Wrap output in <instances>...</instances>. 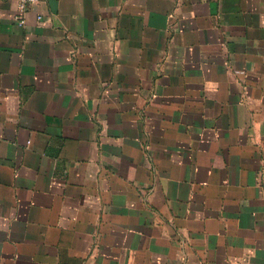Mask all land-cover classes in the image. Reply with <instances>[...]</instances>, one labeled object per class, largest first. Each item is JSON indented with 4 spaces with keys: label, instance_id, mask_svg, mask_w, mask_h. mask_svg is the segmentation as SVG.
I'll use <instances>...</instances> for the list:
<instances>
[{
    "label": "crops",
    "instance_id": "crops-1",
    "mask_svg": "<svg viewBox=\"0 0 264 264\" xmlns=\"http://www.w3.org/2000/svg\"><path fill=\"white\" fill-rule=\"evenodd\" d=\"M0 0V264H264V0Z\"/></svg>",
    "mask_w": 264,
    "mask_h": 264
},
{
    "label": "built area",
    "instance_id": "built-area-1",
    "mask_svg": "<svg viewBox=\"0 0 264 264\" xmlns=\"http://www.w3.org/2000/svg\"><path fill=\"white\" fill-rule=\"evenodd\" d=\"M17 1V7H18V12L16 14V19L19 24L24 23V12L34 6L37 5L38 3L44 1V0H16Z\"/></svg>",
    "mask_w": 264,
    "mask_h": 264
}]
</instances>
